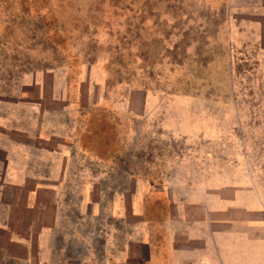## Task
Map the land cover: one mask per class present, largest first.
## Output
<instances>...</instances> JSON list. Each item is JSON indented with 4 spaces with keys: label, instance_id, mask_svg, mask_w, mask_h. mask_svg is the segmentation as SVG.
<instances>
[{
    "label": "rangeland",
    "instance_id": "374dc122",
    "mask_svg": "<svg viewBox=\"0 0 264 264\" xmlns=\"http://www.w3.org/2000/svg\"><path fill=\"white\" fill-rule=\"evenodd\" d=\"M245 187L264 0H0V264H140L144 225H224Z\"/></svg>",
    "mask_w": 264,
    "mask_h": 264
},
{
    "label": "crops",
    "instance_id": "0c3cea01",
    "mask_svg": "<svg viewBox=\"0 0 264 264\" xmlns=\"http://www.w3.org/2000/svg\"><path fill=\"white\" fill-rule=\"evenodd\" d=\"M248 189H240L237 203L226 200L224 225H214L207 216L200 221L188 215H181V221L166 217L164 224L144 225L138 242L147 252L140 264H264V218H247L264 213V204L244 201L242 193ZM234 209L239 211L238 220L227 216ZM129 243L121 253L126 264L132 259Z\"/></svg>",
    "mask_w": 264,
    "mask_h": 264
}]
</instances>
